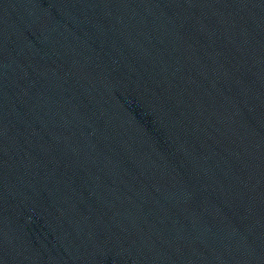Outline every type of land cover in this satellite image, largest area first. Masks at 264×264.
<instances>
[{
  "label": "water",
  "instance_id": "1",
  "mask_svg": "<svg viewBox=\"0 0 264 264\" xmlns=\"http://www.w3.org/2000/svg\"><path fill=\"white\" fill-rule=\"evenodd\" d=\"M0 264H264V0H0Z\"/></svg>",
  "mask_w": 264,
  "mask_h": 264
}]
</instances>
